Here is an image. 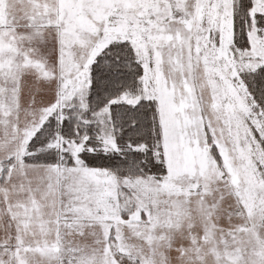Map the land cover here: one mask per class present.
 <instances>
[{
	"label": "snow or ice",
	"instance_id": "6c2138e0",
	"mask_svg": "<svg viewBox=\"0 0 264 264\" xmlns=\"http://www.w3.org/2000/svg\"><path fill=\"white\" fill-rule=\"evenodd\" d=\"M0 264H264V0H0Z\"/></svg>",
	"mask_w": 264,
	"mask_h": 264
}]
</instances>
